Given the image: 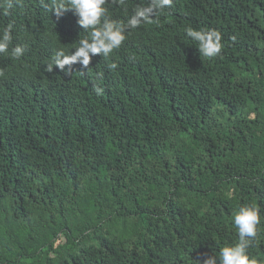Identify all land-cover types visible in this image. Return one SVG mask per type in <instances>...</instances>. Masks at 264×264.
I'll return each instance as SVG.
<instances>
[{
	"label": "trees",
	"instance_id": "16d2710c",
	"mask_svg": "<svg viewBox=\"0 0 264 264\" xmlns=\"http://www.w3.org/2000/svg\"><path fill=\"white\" fill-rule=\"evenodd\" d=\"M12 3L5 15L0 0V32L12 29L0 53V264H202L238 240L233 216L247 205L261 217L247 251L264 264V0H172L83 78L78 63L41 68L88 34L74 12ZM146 3L104 7L126 23ZM189 26L218 30L219 55H200Z\"/></svg>",
	"mask_w": 264,
	"mask_h": 264
},
{
	"label": "clouds",
	"instance_id": "9594fccd",
	"mask_svg": "<svg viewBox=\"0 0 264 264\" xmlns=\"http://www.w3.org/2000/svg\"><path fill=\"white\" fill-rule=\"evenodd\" d=\"M118 3L124 4L125 0H118ZM105 4L106 0H52L50 11L60 17L64 12L72 10L78 18V25L88 34L82 38L79 37L76 46L71 48L74 50L58 49L53 56L51 65L46 62L42 63L41 68L44 75H57L59 69L66 74L70 73L72 66L78 63L81 67L77 68L75 72H81L75 75L83 78L86 70L91 68L94 63L106 62L105 57L110 56L122 45L128 30L136 29L142 23H153V17L157 12L170 6L172 0H147L145 5L135 8L126 23L108 18ZM12 7V0H7L4 14L7 15ZM11 32V25L6 26L0 32V53L8 52L12 41ZM184 34L197 45L200 55L206 58H214L222 50V35L218 30L195 29L189 26L185 28ZM24 51V47L18 45L11 49L10 55L19 58L24 54ZM97 54L101 56H98L89 66L92 57ZM112 67L115 68L116 65L113 64ZM95 91L97 94H101L103 90L96 88ZM260 221L261 217L257 206L239 207L232 220L238 233V240L221 247L218 255L208 256L202 264H259L256 258L249 256L247 250L252 246L257 236V226Z\"/></svg>",
	"mask_w": 264,
	"mask_h": 264
}]
</instances>
